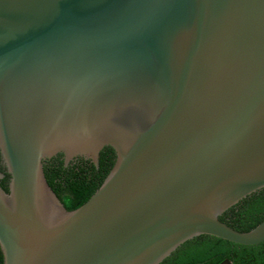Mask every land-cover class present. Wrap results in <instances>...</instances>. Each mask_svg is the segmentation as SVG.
I'll list each match as a JSON object with an SVG mask.
<instances>
[{"label": "water", "instance_id": "95a60500", "mask_svg": "<svg viewBox=\"0 0 264 264\" xmlns=\"http://www.w3.org/2000/svg\"><path fill=\"white\" fill-rule=\"evenodd\" d=\"M201 235L264 241V0H0L2 264Z\"/></svg>", "mask_w": 264, "mask_h": 264}, {"label": "trees", "instance_id": "16d2710c", "mask_svg": "<svg viewBox=\"0 0 264 264\" xmlns=\"http://www.w3.org/2000/svg\"><path fill=\"white\" fill-rule=\"evenodd\" d=\"M224 259L233 264H264V241L240 245L218 237L201 235L183 243L160 264H218Z\"/></svg>", "mask_w": 264, "mask_h": 264}, {"label": "flooded vegetation", "instance_id": "af4514ba", "mask_svg": "<svg viewBox=\"0 0 264 264\" xmlns=\"http://www.w3.org/2000/svg\"><path fill=\"white\" fill-rule=\"evenodd\" d=\"M1 254V253H0ZM2 256V255H1Z\"/></svg>", "mask_w": 264, "mask_h": 264}]
</instances>
